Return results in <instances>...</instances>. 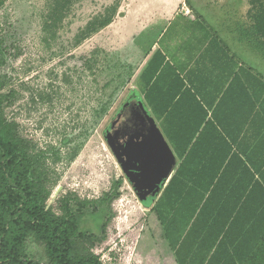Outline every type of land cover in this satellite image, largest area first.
Here are the masks:
<instances>
[{
	"label": "rangeland",
	"instance_id": "rangeland-1",
	"mask_svg": "<svg viewBox=\"0 0 264 264\" xmlns=\"http://www.w3.org/2000/svg\"><path fill=\"white\" fill-rule=\"evenodd\" d=\"M184 1L68 0L56 12V0H0L3 115L39 159L47 209L72 211L76 247L103 264H177L165 227L139 201L105 134ZM246 1L250 27L264 18V0ZM26 243L47 262L43 241L31 234Z\"/></svg>",
	"mask_w": 264,
	"mask_h": 264
},
{
	"label": "crops",
	"instance_id": "crops-1",
	"mask_svg": "<svg viewBox=\"0 0 264 264\" xmlns=\"http://www.w3.org/2000/svg\"><path fill=\"white\" fill-rule=\"evenodd\" d=\"M247 6L246 0H185L140 62L132 91L177 159L165 186L181 169L195 186V194L177 198V216L192 217L190 226L206 217L208 231L220 217H264V34L249 27Z\"/></svg>",
	"mask_w": 264,
	"mask_h": 264
},
{
	"label": "trees",
	"instance_id": "trees-1",
	"mask_svg": "<svg viewBox=\"0 0 264 264\" xmlns=\"http://www.w3.org/2000/svg\"><path fill=\"white\" fill-rule=\"evenodd\" d=\"M65 1L68 0H56V12L61 11L60 5ZM256 19V32L264 34V18ZM109 22L110 19L105 18L93 23L95 27L90 32ZM154 56L156 58L160 53L157 51ZM159 67L160 64L148 83L156 76ZM5 98L6 95H0V264H103L98 255L81 253L76 247L78 217L72 211L60 216L47 209L49 192L37 168L39 159L29 155L28 144L18 134V123L4 117ZM167 125L170 130L171 123ZM169 134L175 144L172 129ZM186 149L187 146L181 154L186 157L183 165L188 163ZM191 184L192 179L181 169L154 207L178 264H264V217H220L214 219V226L208 231L206 217L199 216L190 226L192 217L177 216V198L186 199L195 194V186ZM201 197L204 199L206 193ZM203 199L197 205L200 206ZM206 204L201 208L203 213L208 208ZM145 205L149 207L152 203L146 202ZM31 234L45 244L47 262L35 259L28 252L26 242Z\"/></svg>",
	"mask_w": 264,
	"mask_h": 264
},
{
	"label": "flooded vegetation",
	"instance_id": "flooded-vegetation-1",
	"mask_svg": "<svg viewBox=\"0 0 264 264\" xmlns=\"http://www.w3.org/2000/svg\"><path fill=\"white\" fill-rule=\"evenodd\" d=\"M126 103L127 99L119 108L116 118H114L111 124L107 127L105 134L107 141V132L110 131V136L115 144V148L119 150L118 152H120L125 161L131 167L133 166L132 162H134V165L139 168L141 175L145 176L148 182H151L152 180L157 181L161 172L165 170L167 165L166 160L164 159L165 155H163L161 145L158 144V141L156 145L152 146L151 144V147H149L151 143L149 142V139L151 138V125L147 116L143 112V109L138 103L131 100L123 110ZM120 114L121 117L118 118ZM141 145H143L142 148H140ZM109 146L118 160L116 151L110 144ZM135 158L138 159L136 162ZM122 171L139 201L147 208L155 206L159 196L163 193L162 191L166 186H164L157 196L153 197L152 190L155 185H152L151 189L137 188L133 185L125 171L123 169ZM148 191H150V194H148ZM144 201L151 202L152 205L148 207L145 205Z\"/></svg>",
	"mask_w": 264,
	"mask_h": 264
},
{
	"label": "water",
	"instance_id": "water-1",
	"mask_svg": "<svg viewBox=\"0 0 264 264\" xmlns=\"http://www.w3.org/2000/svg\"><path fill=\"white\" fill-rule=\"evenodd\" d=\"M134 98H136L139 101V104H140L141 108L143 109V112L147 116L148 121L151 125V138L149 139L150 140L149 142H151V143H150L149 147H151V144H152V146L156 145L157 141H158V144L161 145L163 155H165L164 159L166 160V164H167L165 170L161 172L159 179L157 181L152 180L151 182H148L146 177L141 175V173H140L141 171L139 170V168L137 166L134 165V162H132L133 166L131 167L125 161L123 156H121L120 152H118L119 150L117 148H115V144H114V142L110 136V131L107 132L108 142L111 145V147H113V149L116 151L118 161H119L122 169L125 171V173L127 174V176L132 181V183L135 187L151 189L152 188L151 186L155 185V187L152 190V196L154 197V196H157L162 191L164 186L169 181V178L171 177L172 172L176 166L177 159H176L172 149L168 145L167 141L165 140L163 134L161 133L157 123L148 113L147 109L144 106V103L142 102L141 98L138 96L136 91H134L130 95L129 99H127V103H129V101H131ZM127 103L124 105L123 110L127 107ZM120 117H121V114L118 118H120ZM147 144H146V147H147ZM142 146L143 145H141L140 148H142ZM137 160L138 159L135 158V162ZM148 194H150V191H148Z\"/></svg>",
	"mask_w": 264,
	"mask_h": 264
}]
</instances>
